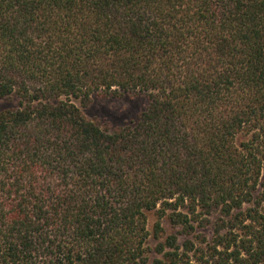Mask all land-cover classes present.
Listing matches in <instances>:
<instances>
[{
    "label": "trees",
    "instance_id": "16d2710c",
    "mask_svg": "<svg viewBox=\"0 0 264 264\" xmlns=\"http://www.w3.org/2000/svg\"><path fill=\"white\" fill-rule=\"evenodd\" d=\"M0 100V264H264V0H0Z\"/></svg>",
    "mask_w": 264,
    "mask_h": 264
},
{
    "label": "rangeland",
    "instance_id": "374dc122",
    "mask_svg": "<svg viewBox=\"0 0 264 264\" xmlns=\"http://www.w3.org/2000/svg\"><path fill=\"white\" fill-rule=\"evenodd\" d=\"M5 106H7V103L0 100V108ZM145 106L146 99L143 95H124L120 98L94 95L86 107H79L87 119L96 121L103 126L115 127L134 120L138 113H140L145 108ZM157 218L158 216L155 212H152L148 215L147 228L150 233V238L148 240L147 248L149 250H155L157 244L159 242H164L165 238L168 236H175L177 237V244L179 246L182 244V242L192 239L195 248L200 247L204 249V252H207L205 247L207 245L205 244L206 242L211 243L212 238L210 227L199 228L197 225H195V230L185 231L180 226H173L166 220H161L163 233L160 238H154L153 227L158 221ZM187 233L190 234L188 235ZM197 236L198 239H195ZM151 256L155 257L157 255L152 253Z\"/></svg>",
    "mask_w": 264,
    "mask_h": 264
}]
</instances>
